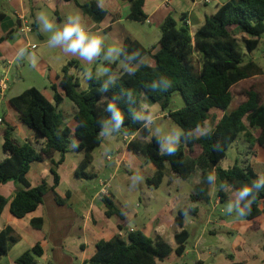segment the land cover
I'll list each match as a JSON object with an SVG mask.
<instances>
[{
	"label": "trees",
	"instance_id": "16d2710c",
	"mask_svg": "<svg viewBox=\"0 0 264 264\" xmlns=\"http://www.w3.org/2000/svg\"><path fill=\"white\" fill-rule=\"evenodd\" d=\"M74 1L86 14L96 21L107 16L95 0L81 4ZM130 2V20L146 22V0H123ZM4 14L0 13V21ZM37 28V25L34 24ZM236 30L249 38L244 40L248 51H255L264 36V0H231L221 5L217 12L208 17L204 25L192 34L186 22L179 24L171 15L161 26L159 50L153 55L154 66L140 62L151 50L137 41L128 39L121 48L122 59L130 66L140 64L132 72H123L113 79L112 73L117 64H108L109 74L97 77L95 74L85 78L83 86L79 74L82 68L71 61L60 75L63 94L53 86L54 103L49 101L37 88H30L11 99L12 106L19 112L22 122L38 137L44 140L37 150L32 142L19 145L13 140L11 127L5 132L3 150L9 157L0 162V187L14 181L19 187L11 201L10 212L17 219H24L44 203V197L54 192L59 205H64L56 189L60 177L56 171L66 161L70 151L71 138L74 148L85 153L84 159L76 170L78 178L94 177L88 172L93 163V152L102 145L103 136L124 130L128 136L139 133L148 138L151 132L147 122L141 118L142 102L159 103L163 110L171 105L175 92H180L185 106L169 113L170 119L178 125L183 134L175 151L164 153L163 138L153 136L150 141L133 139L128 149L142 154L155 167L156 172L147 180L150 186L159 188L165 178L167 167L181 180L201 171V179L191 195L193 203L211 201L210 189L216 187L217 198L221 203L228 199L225 189L232 186L240 191L250 186L249 197L239 203L240 214L245 220H253L263 213L264 184L251 165L240 166L237 161L229 169L219 165L228 150L243 137L252 145L264 148V94L257 87L255 77L264 75L263 67L254 61H244L245 51ZM11 31L3 40L11 39ZM237 95L246 100L230 111ZM67 98L77 108L76 127L72 130L64 125L63 114L59 110ZM111 106V107H110ZM223 112L217 120L213 111ZM119 113L117 119L115 113ZM214 127L201 136L194 132L215 121ZM255 130V132L253 131ZM59 153L60 159L54 160ZM49 161L54 184L47 182L32 187L28 173L33 163ZM213 179H209V177ZM259 185L256 187L255 185ZM9 200L0 194V216ZM106 217H117L118 229L123 230L126 217L115 205L111 197L103 196ZM193 208L180 210L177 223L183 227L186 212ZM45 221L35 218L31 226L42 229ZM189 233L182 231L176 236L178 247H172L161 237H148L137 230L128 234L126 239L118 235L111 240H101L96 245V254L85 264H160L173 253L182 256L186 252ZM20 236L10 227L0 232V253L7 255L10 242H18ZM44 255L41 243L16 259L15 264H36Z\"/></svg>",
	"mask_w": 264,
	"mask_h": 264
},
{
	"label": "crops",
	"instance_id": "0c3cea01",
	"mask_svg": "<svg viewBox=\"0 0 264 264\" xmlns=\"http://www.w3.org/2000/svg\"><path fill=\"white\" fill-rule=\"evenodd\" d=\"M78 1L81 4H84L89 0ZM95 1L99 3L102 9L107 11V16L101 21H96L92 16L86 14L75 4L74 1L0 0V13L4 14V18L0 21V81L4 78L8 81V89L4 97L0 98V119L2 120V123H0V162L9 157V154L5 153L3 150L5 132L8 127L12 128V138L19 145H23L26 142H32L36 147L37 145L42 146L44 142V140L38 137L33 130L30 131L25 128V124L22 122L19 112L11 104V99L21 94L15 93L16 95L9 96V92H13L16 87H11L9 82V75L11 74L14 66L18 64V73L15 75L17 84L27 77V73H30L34 76V78L42 81V84H44L45 88H48L47 86L50 82L52 83V78H55L60 85L61 72L67 63L71 61L76 62L77 65L82 68L79 77L82 78L81 80L84 87L87 85L85 78L90 76L92 73L96 75L98 56L92 61H88L80 58L78 54L73 55L71 53H64L62 46L53 47L49 45L48 42L51 32L45 28L44 20L39 18L41 15L45 16L50 22L58 27L53 15H55L59 21L65 22L67 21L68 16H75L77 13H79L81 16V22L89 28L90 34L101 36L103 40H107L108 45H105L102 50V54L106 59H104L102 62L105 67L108 64H117L115 71L112 73V78L115 79L123 72H132L138 69L142 63L148 64L150 66L155 65V62L154 65L147 63V59H153V55L159 50L161 26L168 16L171 15L179 24H184V22H186L191 33L195 34V32L204 25L208 17L214 15L221 5H224L231 0L224 2L211 0L209 3H206L205 0H146L145 12L148 15L146 22H135L130 20L129 16L131 13V5L128 1ZM4 2L7 4V6H2ZM213 3H216L217 5L215 9L211 8ZM22 17L26 19L31 27V30L28 32H22ZM34 24L37 25V28L34 27ZM11 31L15 32L11 39L3 40V38L6 37ZM128 39L137 41L146 49L151 50V54L147 55L140 62V64L130 66L122 59L121 48ZM261 42L262 39L260 41V45ZM107 46H109V51H114V53L115 49H118L119 57H112L111 54H109L110 52H107ZM109 55L110 57H108ZM261 57H264V52L261 56L257 58L254 57L249 61L257 62L260 66L264 67L263 62L260 61L263 60ZM122 63L129 65V67H121ZM106 69L109 72L108 67H106ZM108 74L109 73L106 75ZM106 75H102L101 77ZM263 78L264 75H261L255 77L254 80L256 83H259ZM52 84L57 88V83ZM33 88H35V86ZM58 93L63 94V90L61 89L58 91ZM48 96L49 95H45L49 101H51L52 98L54 101V96L52 98ZM243 97L245 101L246 97ZM140 109H142V112H149V109L146 107V102H142ZM146 122L148 125V121ZM75 127L71 129L74 130ZM125 137H129L130 139L126 143L127 149V145L131 140H143L140 138L139 133H136L132 136L125 135ZM256 147L260 146L257 144L255 147H253V158H258V149ZM58 155L60 154H54L53 157L55 161L60 159L57 158ZM247 159L248 156H246V163ZM118 161H120L118 166H122L124 163L122 162V159H118ZM60 167L56 168V171L60 177V185L57 187L56 193L58 188L64 182L65 178H63L62 175L65 168ZM115 170L117 171L118 168ZM254 170L258 174L256 169ZM31 171L32 168L28 173V180L32 187H37L40 185V183L31 182ZM45 174L47 176L51 174V165L50 168H45ZM169 175L170 180L168 181V186L166 188L168 196L165 198H160L159 194H155L154 197L156 201H161L162 204H164L163 209L155 217L149 218L147 223L141 220L139 213L136 211L128 213L126 210H124L122 206L114 200L112 194L108 191L109 188L107 189L105 196L111 197L115 205L123 212L126 217L123 230H140L148 237H161L172 247L173 250H176L178 247L176 236L185 230L189 233L188 242L193 241L194 243V251L197 254V259L195 261L196 264H205L206 262L211 261L213 258H216L217 255L214 249L222 251V253H224L223 255L225 256V259L215 262L214 264H247L249 262L246 261L247 259L250 260L252 264H264V256L259 258L257 254L255 256L251 252L246 253L245 251V237L248 236V245L251 243L254 247H256L259 254H264V241L261 240V237H264V202L260 206L263 210V213L253 220H230L228 217L224 216L217 217L212 213L211 210H214L219 205V203H222L219 198L215 197V185H213L210 189L211 201L209 204L203 202L193 203L191 201V196L189 198V203L184 204L180 203V200L173 195L171 190L174 179H178V177L171 170H169ZM200 179L201 171L197 170L186 181L191 182L192 189L194 190L195 186L199 184ZM164 182L165 179L163 183ZM48 184L52 186L54 184V179L52 183ZM19 187L22 186H18L17 188ZM161 187L162 186L157 189H160ZM1 191H5V193L8 194L7 196L10 197L8 198L6 195H4L5 193H0L9 200L8 205L5 207L2 215L0 216V221H5V224L0 227L2 228L0 229V232L8 227L12 228L14 232L20 236L18 245L22 246L27 244V251L31 250L37 243H41L44 250V255L41 258H46L48 261H51L54 264H85L96 254V250L95 252L92 250L93 245L96 249V245L99 241L111 240L117 236L119 232L118 224L120 220L117 217L109 218L110 222L108 223V228H102V226L99 225V219H101V217L108 218L105 215L106 207L102 203L101 193H103V187L96 195V197L101 202H99L101 206L99 208H95V206H93V208L89 209L87 212H84L82 215H79V217L78 214L66 204V201L64 205H59L56 201V195L54 192H49L44 197V203L40 205L36 211L28 214L24 219H17L10 212V204L17 189H11V187L2 185L0 187V192ZM11 192H14V195ZM225 192L228 196V199L225 202H230L231 200L233 206H235L240 212L239 203L241 200L238 198L239 191L232 186H229L225 189ZM71 195V192L68 191L66 197L70 198ZM60 197L65 200L62 196ZM153 200L154 199L151 197H148V202L145 201V207H148ZM137 207H140V204H137ZM184 208H193L195 213L188 210L184 218V226L181 227L177 223V217L180 210ZM95 210L100 213V216L95 214ZM164 213H173V219H169L166 215L164 216ZM35 218H43L45 221L44 226L47 224L48 229H46V231L45 228H42V230L34 229L31 226V221ZM79 218L82 223L84 241L83 244L78 243L79 246L75 247L68 240V237L70 236V233H72V230L77 224ZM131 221L134 222L133 225H131ZM224 228L227 230L223 231ZM253 228L257 229L258 232L261 233L260 237L259 235L255 236L254 233L250 231V229ZM112 230H114V233ZM247 231H250L251 233ZM233 233H237V244L241 243L242 245L240 247L239 254L230 253L226 251L225 248H222L223 245L230 244L233 249V243L228 242L224 238L225 234L232 235ZM213 236L220 239L213 243L208 239V237ZM220 245L221 247H219ZM25 252L26 251H24V253ZM188 254L189 250L187 249L186 245V252L182 256H177L175 253H173L168 259H166L164 262H161L160 264H179L178 260L183 259ZM20 256L21 255L14 258L13 264H15L16 259Z\"/></svg>",
	"mask_w": 264,
	"mask_h": 264
},
{
	"label": "rangeland",
	"instance_id": "374dc122",
	"mask_svg": "<svg viewBox=\"0 0 264 264\" xmlns=\"http://www.w3.org/2000/svg\"><path fill=\"white\" fill-rule=\"evenodd\" d=\"M220 1H229V0H218ZM2 6H7V4L4 2ZM217 7L216 3H213L211 5L212 9H215ZM56 23L62 26L63 23L59 21L55 15H53ZM62 23V24H61ZM85 28L89 30V28L83 24ZM138 28V27H137ZM236 36L238 37L240 43L243 46V49L245 51L244 55V61L248 62L252 58H257L262 55L264 52V36L262 37L261 45L253 52L248 51L245 48L244 40L249 38L247 35L242 33L240 30L235 31ZM107 40H103V47L107 44ZM109 46H107V52H110L111 56L119 57L118 56V49H115L112 52L109 51ZM102 50L98 56L97 60V70L96 75L97 77H101L102 75H106L109 73L103 64V60L106 59L104 55L102 54ZM110 57V55L108 56ZM261 59L264 60V57H261ZM260 60L263 62L264 61ZM19 63V62H18ZM147 63H150L154 65V60L151 58L147 59ZM17 67L14 66L11 74L9 75V82L11 87H15V90L13 92H9V96L16 95L15 93H22L30 88L37 87L38 90H40L42 93H44L48 97L54 96V89L52 83H57L58 91L61 90V87L57 80L55 78H52V83L50 82L48 84V88H45L44 84H42V81L34 78V76L30 73H27V77L20 81L18 84L16 83L15 75L17 72ZM121 67H129V65L122 63ZM109 70V69H108ZM264 70V67H263ZM30 74V75H29ZM257 87L260 89V91L264 94V78L260 80V82L256 83ZM47 89V90H46ZM51 101L54 103L53 98ZM244 101V97L242 95H237L235 97L234 102L232 103L230 107V111L235 109L241 102ZM185 106V101L181 95L180 92H175L171 98V105L167 110H163L161 105L159 103H151L147 102L146 107L149 109V112H142L141 111V118L148 121V128L151 132L150 137L143 138L140 135V138H142L144 141H150L153 136L163 138L164 145L162 148V152L168 153L169 151V145L174 144L175 147H177L180 144V139L183 134V131L181 128L176 125L171 119H169V113L179 110ZM59 110L63 114L64 118V125L68 126L70 128H74L75 123V114L77 112V108L74 105L73 102H71L69 99H65L64 102L60 105ZM218 119H220L223 115L222 112L214 111L213 112ZM154 119V120H153ZM215 121H208L205 126L201 129H198L194 132V135L199 136L202 133L209 131L212 129L217 122ZM27 130L32 131L30 128H28L26 125H24ZM255 132V130H253ZM127 135L124 130H119L116 134H106L104 135L103 144L98 147L93 152V163L88 169V172L92 174L94 177L85 179V178H78L76 176V170L79 167L80 163L84 159L85 153L83 151H78L74 148L75 140L74 138H71V147L70 151L66 156V162L60 167L65 168L63 170V178L64 182L62 185L58 188L57 193L62 196L66 204L73 209L74 212H76L79 215H82L84 212H87L89 209L93 208H99L101 206V202L96 197V195L99 193L102 186H100L101 182L108 183V191L112 194L114 200L118 202L124 210H126L128 213H132L133 211H136L139 213V216L141 220L145 223H147L149 218L155 217L157 214H159L164 204H162L161 201H156L155 194H159L160 198H165L168 196L166 192V188L168 186V181L170 180L169 175V167L165 170V182L160 189H156L153 186H150L147 183V180L149 178H152L155 174L156 167L148 161L142 154L134 153L127 149L126 143L128 141H124V137ZM141 140V139H140ZM250 143L245 140V138L240 137L228 150L227 155L224 159H222L220 163V167L223 169H229L235 165V163L238 161L240 166L245 167L247 164H251V166L256 169V171L259 174L260 182L264 184V148L262 147H256L258 149L257 155L258 158L254 157L253 148L250 147ZM255 147V145H252ZM37 150L41 149V145L36 146ZM110 156L112 159L109 161L107 160V157ZM246 156H248L247 163H246ZM57 158H60V155L57 156ZM122 159L123 165L118 166L117 160ZM32 171L30 173V180L33 183H40V185L44 182L52 183L53 177L51 174L48 176L45 174V168H50L49 162H36L33 163ZM118 168L116 171L115 169ZM8 187H11V189H18V185L11 181L7 183ZM110 186V187H109ZM173 195L176 196L177 199L180 200V203H189V198L193 194V189L191 186V182L181 180L180 178L174 179V183L171 188ZM71 192L70 198L66 197L67 192ZM0 193H5V191H1ZM14 195V192H11ZM8 195V194H4ZM8 198L10 196H7ZM103 197V196H102ZM148 197H151L154 199L152 203L145 207V201L148 202ZM215 197L217 198V195L215 194ZM100 202V203H99ZM137 204H140V207H137ZM207 208V207H206ZM213 214H215L217 217L224 216L228 217L230 220H244L241 217L239 210L236 209L235 206H233L232 201L230 202H223L222 204L219 203V205L214 209L211 210ZM95 214L100 216V213L95 210ZM167 216L169 219H173L174 214L173 213H164V216ZM81 217V216H80ZM241 218V219H240ZM147 219V220H146ZM114 220V219H113ZM48 222V221H47ZM109 218L101 217L99 219V225L102 226V228H108ZM201 223V222H200ZM5 224V221H0V227H2ZM134 222L131 221V225H133ZM34 228V227H33ZM45 228V231L47 228V224L43 227ZM2 229V228H0ZM36 229V228H34ZM42 230V229H37ZM227 229H223L225 231ZM254 233L255 236L261 235V233L258 232L257 229L253 228L250 229ZM247 231V232H250ZM114 233V230H112ZM251 233V232H250ZM249 233V234H250ZM252 235V234H251ZM236 236L237 233H233L232 235H224V238L230 242L233 243V249L230 244L223 245L222 248H225L226 251L233 253V254H239L240 247L242 246L241 243L237 244L236 242ZM250 237V236H249ZM253 237V236H252ZM246 238V246L245 251L246 253L251 252L253 255L256 256V254L260 257H263L264 254H259L257 252L256 247H254L251 243L247 242L248 236ZM244 238V239H245ZM208 239L215 243L220 238L208 237ZM68 240L76 247L79 246V244H83L84 236L82 232V223L80 218L78 219L77 224L74 226L72 233H70V236L68 237ZM261 240L264 241V237H261ZM79 243V244H78ZM264 243V242H263ZM18 242H10V252L7 255H2L0 253V264H13L14 258L18 257L19 255H22L24 251H27L28 245H18ZM221 247V245L219 246ZM187 249L189 250V254L184 257L183 259H179V264H196L197 254L194 251V243L193 241L188 242ZM92 250L95 252V246H92ZM216 252V258H213L211 261L206 262L205 264H214L215 262H218L222 259H225V256L223 255L222 251L215 250ZM81 254V253H80ZM178 259V257H177ZM247 264H252L250 260ZM78 263V262H77ZM36 264H54L51 261H48L46 258H38Z\"/></svg>",
	"mask_w": 264,
	"mask_h": 264
},
{
	"label": "clouds",
	"instance_id": "9594fccd",
	"mask_svg": "<svg viewBox=\"0 0 264 264\" xmlns=\"http://www.w3.org/2000/svg\"><path fill=\"white\" fill-rule=\"evenodd\" d=\"M39 18L44 20L45 28L51 32L48 42L50 46H62L64 53L78 54L80 58L88 61H92L99 56L103 46V38L89 33L81 22L79 13L75 16H68L67 21L60 27L54 25L43 15ZM115 115L119 119V113L116 112ZM169 151H175L174 144L169 145ZM209 179H213V177L210 176ZM255 186L258 187L259 185ZM251 191L252 188L250 186L243 187L238 193V198L245 200L249 197Z\"/></svg>",
	"mask_w": 264,
	"mask_h": 264
},
{
	"label": "built area",
	"instance_id": "2783aa9c",
	"mask_svg": "<svg viewBox=\"0 0 264 264\" xmlns=\"http://www.w3.org/2000/svg\"><path fill=\"white\" fill-rule=\"evenodd\" d=\"M211 0H205L206 3H209ZM22 19V32H28L31 30V27L30 25L28 24V22L26 21V19L24 17L21 18ZM8 81L7 79H2L0 81V98L4 97L7 89H8V85H7ZM0 123H2V120L0 119ZM129 140V137H125V141H128ZM112 158L110 156L107 157V160H111ZM117 163L119 165L120 161L117 160ZM108 183H104V182H101V186L103 187V193H101L102 196H105V194L107 193V188H108ZM134 230L131 229V230H120L118 232V236L122 239H126L128 234L133 232Z\"/></svg>",
	"mask_w": 264,
	"mask_h": 264
}]
</instances>
